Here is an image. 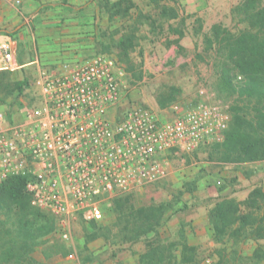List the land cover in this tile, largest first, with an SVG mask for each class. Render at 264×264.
<instances>
[{"label": "rangeland", "instance_id": "obj_1", "mask_svg": "<svg viewBox=\"0 0 264 264\" xmlns=\"http://www.w3.org/2000/svg\"><path fill=\"white\" fill-rule=\"evenodd\" d=\"M115 1L20 0L15 6L3 1L0 4L13 10L9 18L0 17V29L10 33L0 35V39L9 37L15 41L21 62L35 58L51 70L60 62L72 59L73 54L78 55L73 59L76 62L88 60L98 53L111 55L124 72L121 101L114 111L116 116L132 104H142L161 119H170L173 115L171 106L193 99L201 85L228 103L233 100L220 84L210 61L212 26L220 25L231 32L245 28L246 22L238 14V6L245 0H133L136 6L131 9L130 17L117 15L111 19L104 6ZM260 2L264 4V0ZM162 5L178 11L197 10L200 15H184L183 23L180 18L166 17L163 22L164 19L158 17ZM142 12L156 22L144 19ZM162 22L165 31L147 35V30H155ZM169 24L180 27L182 35L170 32ZM130 25L137 26V39L126 58L119 53L118 41ZM22 79L31 83V64L8 76L9 83ZM29 84L21 94L14 90L6 97L5 103L1 104L4 112L9 115L27 102ZM168 91H173L175 97L161 108L157 97ZM226 130L218 140L204 142L186 154L185 161L173 160L172 171L166 178L131 194L106 200L102 204L101 219L79 220L72 225L71 240L61 238L64 226L44 210L54 217L56 227L31 253L35 262L7 264H139L141 254L151 246L162 247L163 261L157 264H200L205 257L217 264L221 251L227 255L226 264H257V252L263 254L258 264H264V238H239L240 241L233 245V239L225 235L222 241H217L208 221L209 210L221 198L233 197L241 201L255 186L264 190V159L226 162L219 158V151L213 144L224 140ZM118 196H121L122 206L165 205L160 224L153 232L129 239L130 235H125L120 225V210L113 206L112 199ZM91 234L96 237L88 239ZM53 244L63 245L66 253L46 256Z\"/></svg>", "mask_w": 264, "mask_h": 264}, {"label": "built area", "instance_id": "obj_2", "mask_svg": "<svg viewBox=\"0 0 264 264\" xmlns=\"http://www.w3.org/2000/svg\"><path fill=\"white\" fill-rule=\"evenodd\" d=\"M16 55L15 41L1 38L0 71L24 68ZM31 64L27 102L9 115L0 104V187L23 177L31 205L57 218L65 241L77 221L101 219L106 200L166 178L173 160L218 140L231 119L229 103L204 85L174 103L170 119L142 104L116 116L124 72L105 53L54 70Z\"/></svg>", "mask_w": 264, "mask_h": 264}, {"label": "trees", "instance_id": "obj_3", "mask_svg": "<svg viewBox=\"0 0 264 264\" xmlns=\"http://www.w3.org/2000/svg\"><path fill=\"white\" fill-rule=\"evenodd\" d=\"M135 6L133 0H116L104 7L112 19L117 15L121 18L130 17L131 9ZM159 12L166 18L178 17L177 10L171 6L162 5ZM238 14L247 26L231 32L220 25H213L210 46V61L214 71L220 84L233 96L229 102L231 119L225 138L221 143L213 144V148L219 151L221 161L226 162L264 159V4L260 0H245L239 4ZM142 16L144 19L149 18L144 14ZM180 21L183 23L184 18H180ZM168 29L179 36L183 33L178 27L169 25ZM137 30V26L130 25L128 31L121 35L118 41L121 56L128 58L136 43ZM2 34L10 35L0 29ZM198 57L202 60L201 55ZM12 73L0 71V104L5 103L6 97L12 95L14 90L17 94L24 92L29 84L27 79L9 83L8 76ZM174 97L173 91L160 94L157 104L161 108L165 107ZM24 184L23 177H11L0 187V264L28 260L35 262L31 253L41 239L56 227L52 215L31 205ZM120 197L112 199L113 206L120 210L122 224H119L123 233L130 235L129 239L153 232L160 224L165 205L152 204L138 208L122 206ZM208 221L213 238L217 241H222L225 235L233 239V245L240 241L239 238H264V190L255 186L241 201L233 197L221 198L209 210ZM95 237V234H91L88 239ZM183 246L186 247V244ZM66 250L63 245L53 244L46 256L59 252L65 254ZM255 254L258 264L263 254ZM226 256L221 251L217 264H226ZM163 257L161 246H151L141 254L139 264H157L163 261Z\"/></svg>", "mask_w": 264, "mask_h": 264}, {"label": "crops", "instance_id": "obj_4", "mask_svg": "<svg viewBox=\"0 0 264 264\" xmlns=\"http://www.w3.org/2000/svg\"><path fill=\"white\" fill-rule=\"evenodd\" d=\"M3 1L5 2H8L9 4V6H15L12 2H10L9 0H0V3H3ZM9 6L7 7V6H3L2 4H0V17H5V18H9V16L11 15V11L13 10H11L10 8H9ZM193 6H194V4H193ZM12 8V7H11ZM15 10V9H14ZM177 12H178V17L177 18H170V19H178V18H183L184 17V15H191V14H193V13H195L194 14V17L195 16H197V17H199V15H200V11L199 12H197V10H193V9H184V10H181V11H178L177 10ZM143 13V12H142ZM145 16L147 15L149 18L148 19H146V20H150L151 21V23H155L156 22V20L154 19V18H152L149 14H146V13H143ZM158 17H161V18H163L164 19V21L163 22H165V16H161L160 15V12H158ZM98 18V17H97ZM104 19V18H103ZM148 23H149V21H147ZM161 22V21H160ZM162 22V23H163ZM152 27H153V24H150ZM161 26H158V28H156L155 30H147V35H149L150 33H152V32H154V31H159V30H162V31H165V25H164V23L163 24H160ZM170 26H172L171 24H169ZM150 28V27H149ZM178 28H180V27H178ZM181 29V28H180ZM182 42V41H181ZM175 43H178V41H175ZM182 45V44H181ZM78 55L77 54H73L72 55V59H68V60H66L65 62H76V60H73V59H77L76 57H77ZM16 58H17V61L20 63V64H22V65H26V64H31V63H33L35 60H37V59H35V58H32L31 60H29V61H27V62H21L20 61V59H19V57H18V53H17V55H16ZM71 58V57H70ZM80 60V59H79ZM81 61V60H80ZM64 62V61H63ZM63 62H60L58 65H57V67L61 64V63H63ZM78 62V61H77ZM32 65V64H31ZM46 68V67H45ZM47 69H49V68H47Z\"/></svg>", "mask_w": 264, "mask_h": 264}]
</instances>
